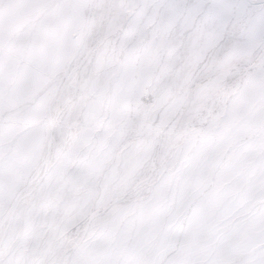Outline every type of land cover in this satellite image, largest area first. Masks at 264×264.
I'll list each match as a JSON object with an SVG mask.
<instances>
[{"label": "snow or ice", "instance_id": "6c2138e0", "mask_svg": "<svg viewBox=\"0 0 264 264\" xmlns=\"http://www.w3.org/2000/svg\"><path fill=\"white\" fill-rule=\"evenodd\" d=\"M0 264H264V0H0Z\"/></svg>", "mask_w": 264, "mask_h": 264}]
</instances>
